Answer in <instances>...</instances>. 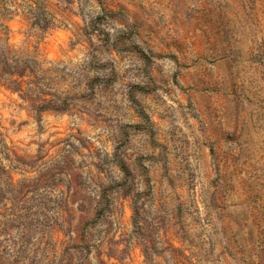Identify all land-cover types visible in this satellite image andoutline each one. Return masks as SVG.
I'll return each mask as SVG.
<instances>
[{
    "label": "rangeland",
    "instance_id": "374dc122",
    "mask_svg": "<svg viewBox=\"0 0 264 264\" xmlns=\"http://www.w3.org/2000/svg\"><path fill=\"white\" fill-rule=\"evenodd\" d=\"M0 264H264V0H0Z\"/></svg>",
    "mask_w": 264,
    "mask_h": 264
}]
</instances>
